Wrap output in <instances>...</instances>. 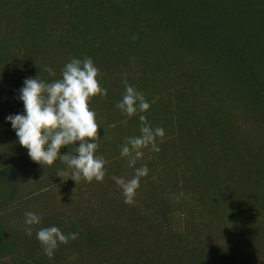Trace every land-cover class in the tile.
<instances>
[{
    "label": "rangeland",
    "instance_id": "1",
    "mask_svg": "<svg viewBox=\"0 0 264 264\" xmlns=\"http://www.w3.org/2000/svg\"><path fill=\"white\" fill-rule=\"evenodd\" d=\"M85 57L107 89L90 103L107 174L76 184L56 176L70 171L57 160L25 174L27 199L3 205L0 168V264H166L178 235L210 264H264V0H0V124L2 114H24L26 78L60 79L67 62ZM125 80L150 103L127 125L116 108ZM141 114L165 137L137 161L150 171L131 206L112 177L134 175L120 150L140 135ZM2 145L0 135V167ZM9 148L13 157L28 153L16 135ZM28 211L52 216L48 227L64 234L98 226L113 238L87 254L78 239L53 259L41 244L40 254H26Z\"/></svg>",
    "mask_w": 264,
    "mask_h": 264
},
{
    "label": "clouds",
    "instance_id": "2",
    "mask_svg": "<svg viewBox=\"0 0 264 264\" xmlns=\"http://www.w3.org/2000/svg\"><path fill=\"white\" fill-rule=\"evenodd\" d=\"M47 71L50 76L56 75L51 68ZM100 76V69L92 58L85 57L72 58L67 62L60 79L46 82L38 77L26 78L18 97L23 102L24 114L7 117L19 144L28 150L33 162L50 167L59 160L66 165L70 171L60 169L56 175L62 180L71 178L76 184L93 180L103 182L107 174V161L103 155L97 154L100 139L97 114L90 110L93 98L107 97V89L99 82ZM124 85L125 93L116 108L127 118L121 123L127 125L128 119L147 112L150 103L127 80ZM139 120L140 135L126 137L120 150V156L126 158L128 166L134 169V175L130 179L112 177L122 190L124 203L131 206L136 204L141 179L150 171L147 165L136 167L137 161L143 159L144 150L158 153L161 149L157 139L163 142L165 137L164 128H153L145 115H139ZM76 142H79L78 147ZM65 146L70 150L61 155V148ZM41 223V216L31 211L25 213L26 234L31 237L35 231L49 259L54 258L60 244H68L78 238V233L64 234L56 226L41 227Z\"/></svg>",
    "mask_w": 264,
    "mask_h": 264
},
{
    "label": "trees",
    "instance_id": "3",
    "mask_svg": "<svg viewBox=\"0 0 264 264\" xmlns=\"http://www.w3.org/2000/svg\"><path fill=\"white\" fill-rule=\"evenodd\" d=\"M6 106L8 107L9 110L16 109L17 112H19L22 108V105L18 103V101H5ZM3 116L1 118H5L3 120V124H0V135L1 139L4 145H2V151L4 155V163H1L2 168V173L4 174V187L6 192L3 195L1 204H21L20 202H23L24 199H27L26 196L27 194L23 195L21 193V182L23 180V177L25 176L26 173H33L34 169L42 167L40 164L33 162L31 158L29 157L28 153L26 155H21V154H15L13 157L10 155V142L16 135L15 131L13 130L11 123L7 120V117L9 116L8 113L2 114ZM26 203V200L24 201ZM51 217L48 216L42 219L44 223H42L40 226L41 227H48V225L51 223ZM165 222L164 220H162ZM94 222L91 221L89 225H92ZM90 229H86L85 234L88 232V244L86 247L82 246L83 239L82 237L85 234L78 235L79 237L77 238L79 241V245H77L78 249L77 252H85V250H91L93 247L96 246H103L107 245L110 243L111 239L113 236H104V230L98 226H88ZM162 232V231H161ZM166 232H169L166 230ZM81 236V237H80ZM90 238V239H89ZM178 240V246H172L170 250H166L167 254L171 257H175V259H172L171 261H168L166 264H210V259L207 256V254L204 253L203 249H199L197 246H193L192 243L187 242L184 240L182 242V237L180 235L177 236ZM30 243L28 240H25V242L28 243V246L24 245V251L26 254L30 253L33 255H38L40 254V251L38 250L40 242L36 238L35 231H33V235L29 237ZM72 245L75 244V241H71ZM30 244V245H29ZM165 251V252H166ZM83 254V253H82ZM87 254V253H86ZM166 254V253H165ZM166 254V256H167ZM145 258V257H144ZM166 259V258H165ZM168 260V259H166ZM165 260V261H166ZM164 263V262H163ZM161 263V264H163Z\"/></svg>",
    "mask_w": 264,
    "mask_h": 264
}]
</instances>
